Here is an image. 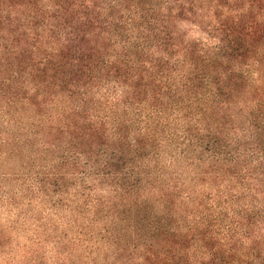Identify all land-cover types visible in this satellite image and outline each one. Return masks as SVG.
I'll return each instance as SVG.
<instances>
[{
	"label": "trees",
	"instance_id": "trees-1",
	"mask_svg": "<svg viewBox=\"0 0 264 264\" xmlns=\"http://www.w3.org/2000/svg\"><path fill=\"white\" fill-rule=\"evenodd\" d=\"M0 161V264H264V0H0Z\"/></svg>",
	"mask_w": 264,
	"mask_h": 264
},
{
	"label": "rangeland",
	"instance_id": "rangeland-1",
	"mask_svg": "<svg viewBox=\"0 0 264 264\" xmlns=\"http://www.w3.org/2000/svg\"><path fill=\"white\" fill-rule=\"evenodd\" d=\"M8 170H9L8 164H6L5 162H1L0 161V173H3V172L8 171ZM3 178L4 179H0V181L3 180L2 183H0V195L2 194V190L6 189V185H7L6 183H8V184L10 183L8 181V179H10V177H8V176L4 177L3 176ZM1 198H3V197H1ZM14 200L16 201V197H14ZM17 205H18V207H10L7 204V202H5V201L2 202L1 199H0V228L4 227L5 230H6V234L10 235L12 237V239H13V243L11 241L7 242L8 241L7 236L3 235L4 237H2V238L5 241V243L2 246L3 247L2 248L3 252H1V253H6L7 250L9 251V249L11 247L14 248L15 244L17 245V244L24 243L25 239L29 235H31V233L34 232L33 226L31 225L32 224V219L26 218L24 220L23 216L20 217L21 220L17 223V225L22 226L20 228V230L17 231V232H13V231L9 230V225H11V221H14L17 218L16 214L18 212L25 213V212L30 211L32 209V207H27L25 205H22L21 201H19ZM35 208L43 209V208H48V207H35ZM48 220L53 222V219H51V218L48 219ZM23 222L25 223L24 225H23ZM11 253L14 256L18 255L17 257H19V249H18V252L17 251H12ZM2 255L3 254H1V256Z\"/></svg>",
	"mask_w": 264,
	"mask_h": 264
}]
</instances>
